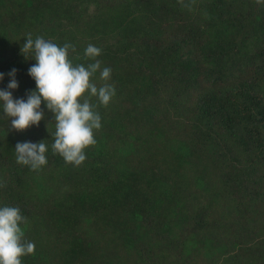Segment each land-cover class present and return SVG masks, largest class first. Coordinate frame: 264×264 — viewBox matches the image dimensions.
Wrapping results in <instances>:
<instances>
[{"label":"trees","instance_id":"trees-1","mask_svg":"<svg viewBox=\"0 0 264 264\" xmlns=\"http://www.w3.org/2000/svg\"><path fill=\"white\" fill-rule=\"evenodd\" d=\"M43 36L112 69L115 96L80 165L52 149L53 114L0 109V206L19 207L22 264H264V0H0V72L35 88L22 53ZM97 87L106 81L97 71ZM45 140L47 163L17 162Z\"/></svg>","mask_w":264,"mask_h":264},{"label":"clouds","instance_id":"clouds-1","mask_svg":"<svg viewBox=\"0 0 264 264\" xmlns=\"http://www.w3.org/2000/svg\"><path fill=\"white\" fill-rule=\"evenodd\" d=\"M70 43L59 45L43 36L25 38L22 53H31L36 62L28 68L29 76L35 81V88L25 97L13 96V90L19 87L16 69L9 71V82L0 88V109L10 118V127L23 131L38 126L45 117L44 107L53 114L55 121V139L52 149L58 152L66 162L80 165L86 160L85 149L96 143L94 130L101 128V116L96 104L90 97H96L100 104L108 105L116 94L114 85L107 83L112 69L101 66L95 59L101 54V48L89 44L84 54L94 62L74 64L69 50ZM99 71L100 78L106 81L97 87L91 79ZM5 74L0 72V82ZM48 145L45 140L39 142L22 141L15 145L18 163L30 165L33 169L47 163ZM19 207L0 206V264H22V257L34 252L35 244L25 241V221Z\"/></svg>","mask_w":264,"mask_h":264}]
</instances>
